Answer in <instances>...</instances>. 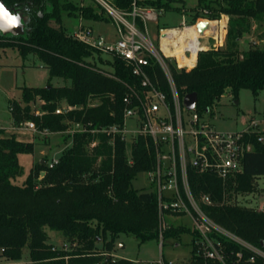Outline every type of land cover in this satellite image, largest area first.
Wrapping results in <instances>:
<instances>
[{
    "label": "trees",
    "instance_id": "trees-1",
    "mask_svg": "<svg viewBox=\"0 0 264 264\" xmlns=\"http://www.w3.org/2000/svg\"><path fill=\"white\" fill-rule=\"evenodd\" d=\"M1 1L11 11L23 14L26 34L0 33V55L6 49L18 50L23 58L34 55L49 72L46 87H24L21 100L10 103L14 124L33 121L38 129L51 133L65 131L74 122L90 125V129L122 125L127 86L141 89L140 80L125 61L118 57L104 60L62 26L64 12L85 20L112 21L103 8L95 2L98 12L72 0ZM177 1L112 0L124 13H131L134 3L140 8L181 13L184 7L173 6ZM216 1L199 0L197 7L187 9V18L195 22L227 16L224 45L200 52L191 69H178L169 62L181 97L197 94L196 111L201 116L227 91L237 100L242 89H249L255 97L264 89V45L240 52L241 40L254 24L264 21V0ZM136 21L142 27L141 20ZM260 37L264 41V31ZM148 73L159 89L168 90L165 75L153 60ZM53 79L65 84L55 87ZM62 104L76 109L66 116L56 115ZM36 109L42 116L34 115ZM69 138L71 145L56 165L50 168L46 159L36 163L25 183L17 185L19 155L33 154L35 144L4 136L0 129V264H22L25 249L29 251L25 264H136L113 258L120 234L134 235L141 243L160 241L157 194L132 187L139 174L155 168L151 140L139 137L128 154L130 147L119 137L111 140L105 134L88 132ZM242 166L241 173L226 181L213 174L190 172V186L197 198L203 194L211 197L212 205L205 210L216 223L264 249V213L239 201L257 192L258 180L264 176V145L254 141ZM47 230L62 233L71 248L57 249L49 242ZM185 233L190 230L171 225L162 238L179 240Z\"/></svg>",
    "mask_w": 264,
    "mask_h": 264
},
{
    "label": "built area",
    "instance_id": "built-area-1",
    "mask_svg": "<svg viewBox=\"0 0 264 264\" xmlns=\"http://www.w3.org/2000/svg\"><path fill=\"white\" fill-rule=\"evenodd\" d=\"M93 1L116 25L117 39L107 41L84 25L82 17L71 34L74 39L103 56L122 59L140 80L141 89L127 86L128 91L123 98V124L90 129V125L85 127L74 122L59 133L40 130L33 121L14 124L13 128L29 130L41 136L67 133L71 137L76 133L89 132L105 134L111 140L119 137L130 147L128 154L139 137L151 140L156 164L153 170L144 174L152 183L151 190L146 191L157 194L160 241L163 240V232L171 227L166 221L168 218L189 219L192 230L188 229L193 234L192 253L188 260L174 263L161 258L158 264H264V249L216 223L205 210V207L212 205L211 197L203 194L197 198L190 186V172L213 174L223 181L241 173L242 159L253 150L254 141L264 145V117L249 121L241 132L213 129L205 122V114L201 116L196 107L190 111L185 108L184 97L178 92L169 65V62H174L178 69L195 67L200 52L218 50L223 46L227 24L222 30V20L199 18L191 22L182 15L180 27L163 28L164 36L159 33L157 38H152L149 23L157 22L158 10L140 8L134 3L132 12L124 13L114 6L112 0ZM137 18L141 20L142 27L138 26ZM199 22L209 23L204 34L198 32ZM175 30L185 36L175 38ZM167 34H171V37H167ZM154 41L158 43V48ZM180 56L187 61L183 65L179 63ZM151 60L163 71L167 91H162L157 83L151 81L148 73ZM75 109L62 104L56 108L55 114L66 116ZM42 114L39 109L34 111L36 117ZM128 123H132L135 129L129 131ZM58 162L59 159H56L48 165L52 168ZM252 209L264 213V202H257Z\"/></svg>",
    "mask_w": 264,
    "mask_h": 264
},
{
    "label": "rangeland",
    "instance_id": "rangeland-1",
    "mask_svg": "<svg viewBox=\"0 0 264 264\" xmlns=\"http://www.w3.org/2000/svg\"><path fill=\"white\" fill-rule=\"evenodd\" d=\"M80 6H92L99 12L97 4L93 0H72ZM199 0H178L173 3L175 8L184 7L181 13L177 10L158 11L156 23H149V32L152 38H157L160 30L163 28L180 27L183 21L182 15L188 16L189 9L197 7ZM215 3L216 0H206ZM188 9V10H187ZM228 24L229 18L222 15L219 21ZM80 23V17L75 15L62 14V26L68 33H74ZM82 23L91 27L96 34H100L107 41L113 42L117 39L116 25L113 21H92L82 20ZM264 31V21L254 24L249 35H246L240 42V52L244 53L250 49V46L262 47L263 39L260 37ZM227 36L224 35L223 45ZM219 40L221 37L218 38ZM154 40V39H153ZM158 48V43L154 41ZM104 60H110L109 56H102ZM100 67H104L97 62ZM0 129L4 130V136H15L22 142L34 143L35 151L33 154H20L19 162L21 173L14 179V183L22 185L28 178L31 168L36 163H43L44 159L50 164L59 159L63 150L71 145V138L67 133L52 134L50 136H41L34 134L29 130L14 129V122L10 112V103L20 101L22 88L46 87L49 83V72L34 55H28L23 58L18 50L6 49L0 55ZM55 87L63 86L65 83L61 79L51 81ZM37 102L35 106H39ZM264 117V89L257 97L249 89H242L235 100L231 91H227L222 98L212 107L210 112H206L204 120L213 129L219 132H241L248 125L249 121L261 119ZM69 128V127H68ZM67 128V129H68ZM66 129V130H67ZM135 126L128 123V130L132 131ZM150 180L144 173L139 174L133 181L132 187L138 190H151ZM243 200V201H241ZM241 205L254 208L257 202H264V176L258 180L257 192L251 194L245 199H239ZM168 225L174 227L186 226L192 230V223L187 218L172 220L168 218ZM50 240L57 249H70L71 245L60 232L47 230ZM193 234H183L179 240L166 239L165 241H148L141 243L134 235L120 234L116 239L115 248L112 252L113 258L131 260L136 264H158L163 258L167 262L182 263L188 260L192 253ZM101 246V245H100ZM29 251L24 250V259L22 264L28 262ZM116 257H115V256Z\"/></svg>",
    "mask_w": 264,
    "mask_h": 264
},
{
    "label": "water",
    "instance_id": "water-1",
    "mask_svg": "<svg viewBox=\"0 0 264 264\" xmlns=\"http://www.w3.org/2000/svg\"><path fill=\"white\" fill-rule=\"evenodd\" d=\"M24 16L21 12L11 11L4 3L0 0V33L3 35L12 36H23L26 34L24 25ZM208 22H199L197 29L200 34H204L208 28ZM165 30L160 31L161 35L164 36ZM167 37H171V34H167ZM184 106L187 110H193L197 106V94L190 93L184 97ZM44 163V162H43ZM44 176V172L41 174ZM264 243H262V246Z\"/></svg>",
    "mask_w": 264,
    "mask_h": 264
},
{
    "label": "bare ground",
    "instance_id": "bare-ground-1",
    "mask_svg": "<svg viewBox=\"0 0 264 264\" xmlns=\"http://www.w3.org/2000/svg\"><path fill=\"white\" fill-rule=\"evenodd\" d=\"M225 24H226V23H225ZM225 24H223L222 21L220 22V25H221V27H222V30H225ZM173 34H174L175 38H177V39H180L181 37H184V36H185L184 34H181L178 30L173 31ZM181 40H182V39H181ZM186 62H187L186 59L180 56V58H179V63H180L181 65H183V64L186 63Z\"/></svg>",
    "mask_w": 264,
    "mask_h": 264
},
{
    "label": "crops",
    "instance_id": "crops-1",
    "mask_svg": "<svg viewBox=\"0 0 264 264\" xmlns=\"http://www.w3.org/2000/svg\"><path fill=\"white\" fill-rule=\"evenodd\" d=\"M115 256V255H114ZM116 257V256H115Z\"/></svg>",
    "mask_w": 264,
    "mask_h": 264
}]
</instances>
